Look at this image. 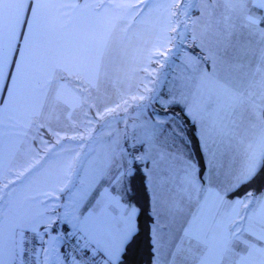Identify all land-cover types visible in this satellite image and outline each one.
I'll use <instances>...</instances> for the list:
<instances>
[{
	"label": "snow or ice",
	"instance_id": "6c2138e0",
	"mask_svg": "<svg viewBox=\"0 0 264 264\" xmlns=\"http://www.w3.org/2000/svg\"><path fill=\"white\" fill-rule=\"evenodd\" d=\"M147 24L178 43L131 124L22 198L12 160ZM0 185V264H264V0H0Z\"/></svg>",
	"mask_w": 264,
	"mask_h": 264
},
{
	"label": "rangeland",
	"instance_id": "374dc122",
	"mask_svg": "<svg viewBox=\"0 0 264 264\" xmlns=\"http://www.w3.org/2000/svg\"><path fill=\"white\" fill-rule=\"evenodd\" d=\"M154 25L155 34L150 38L147 25L137 29L135 34L125 36L124 33H116L111 52L106 58L105 75L99 90L93 87L91 97L85 95L79 98L78 93H73V89H78L79 85H67V88L71 87V91H66L65 98L73 106L65 109L63 105H59L56 109L59 120L45 119V125L51 131L43 134L46 144L36 141L37 148L34 153V156L43 158V163L38 164L37 168L36 165L29 164L28 169L32 170L25 172V183L30 188L22 193V198L59 187L60 182L70 175L69 163L75 167L77 153L82 155L89 148L95 149L97 153L101 152L110 139L123 134L125 123L131 124L137 113V105L144 103L140 97L149 95L148 89L155 80L153 69H159L160 63L168 58L166 54L178 43L175 40L166 43V34L162 27ZM188 41L192 42L190 35ZM150 55H159L160 59H154L149 66ZM145 67H148V72H152L151 77L142 70ZM93 84L95 85V81ZM74 95L79 103L74 101ZM97 96L101 101L99 112L94 103ZM89 104L93 105L91 110ZM105 108L112 111L106 112ZM100 112H103L102 117ZM29 135L31 137L32 133ZM70 137L75 139H69ZM5 177L9 178L8 174ZM32 208L39 210L37 205H32Z\"/></svg>",
	"mask_w": 264,
	"mask_h": 264
},
{
	"label": "crops",
	"instance_id": "0c3cea01",
	"mask_svg": "<svg viewBox=\"0 0 264 264\" xmlns=\"http://www.w3.org/2000/svg\"><path fill=\"white\" fill-rule=\"evenodd\" d=\"M154 24H147V32H148V36L149 38L151 36H154L155 34V28H154ZM153 27V28H152ZM86 40H96L99 38V33H93V32H88L85 34L84 37ZM189 44H192V42L188 41ZM61 43H64V41H61ZM186 46V47H187ZM65 59H67L69 62H76L79 60H82L83 57L77 53V52H73L70 47L66 50L65 53ZM71 79V78H70ZM70 84H68V86H70ZM67 92L71 91V87L66 89ZM32 148L34 149L32 152L28 153L26 156L22 157V158H18V159H14L12 160V165L13 167V171L16 174H19L20 172H26L25 170L28 169L29 164L30 165H36L35 168H37L38 164L43 163V158L42 157H37L34 156V153L36 152V148H37V142H35L34 144H32ZM4 176H7V168H5L4 170ZM9 179H15L14 176L9 177Z\"/></svg>",
	"mask_w": 264,
	"mask_h": 264
},
{
	"label": "trees",
	"instance_id": "16d2710c",
	"mask_svg": "<svg viewBox=\"0 0 264 264\" xmlns=\"http://www.w3.org/2000/svg\"><path fill=\"white\" fill-rule=\"evenodd\" d=\"M144 260L147 261V256L146 255L144 256Z\"/></svg>",
	"mask_w": 264,
	"mask_h": 264
}]
</instances>
